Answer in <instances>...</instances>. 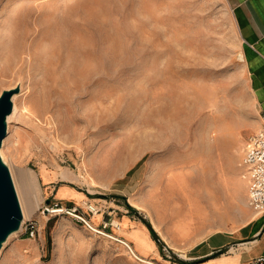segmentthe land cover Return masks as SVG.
<instances>
[{"label": "rangeland", "instance_id": "obj_1", "mask_svg": "<svg viewBox=\"0 0 264 264\" xmlns=\"http://www.w3.org/2000/svg\"><path fill=\"white\" fill-rule=\"evenodd\" d=\"M72 1L0 0V95L21 82L0 154L26 214L0 264H226L261 217L242 162L260 122L228 1L96 0L95 22ZM47 20L98 49L96 83L60 108L37 102ZM85 201L104 211H50ZM108 218L120 228L100 232Z\"/></svg>", "mask_w": 264, "mask_h": 264}, {"label": "bare ground", "instance_id": "obj_2", "mask_svg": "<svg viewBox=\"0 0 264 264\" xmlns=\"http://www.w3.org/2000/svg\"><path fill=\"white\" fill-rule=\"evenodd\" d=\"M96 6V0H73L72 3L67 6V13L81 14V10L84 9L82 14H84L87 20L90 22H95L98 16ZM46 24L47 31L44 38L45 42L40 44L39 52L35 51L37 53H33V59L38 62L36 69L38 70L39 74L38 78L36 77L37 79H35V82L39 84L40 88L37 102L39 103L40 99H42L46 102V106L51 105L60 108L65 103H68L65 102V98H67L72 93V91L77 94H84L85 89L89 84L96 83L99 72L98 49L94 38L88 37L82 33L72 38L67 34L61 23L60 25L56 26L54 22L47 20ZM14 59L15 57H9L8 61L13 62ZM20 79H23V77ZM18 85L21 86V82H18ZM54 94H58L59 98H57V100L51 101L50 99ZM17 96L18 94H15L13 97L14 109L12 114L8 117V122H10L16 114ZM95 98L96 93L93 90L90 94V101L92 103V116H94L96 109ZM9 169L11 171L17 194L22 205L23 217L25 218L26 214L15 179V174L12 168ZM29 170L27 173L30 172ZM26 176L27 182L30 181L32 183L33 176L30 173ZM28 179L30 180L28 181ZM25 185L27 186L29 184L27 183ZM30 186L32 187V185ZM53 211H55V209ZM98 215L99 214L96 216ZM116 224H118L120 228V224ZM13 234L14 233L10 234L7 240Z\"/></svg>", "mask_w": 264, "mask_h": 264}, {"label": "crops", "instance_id": "obj_3", "mask_svg": "<svg viewBox=\"0 0 264 264\" xmlns=\"http://www.w3.org/2000/svg\"><path fill=\"white\" fill-rule=\"evenodd\" d=\"M227 1L240 39V50L249 76L256 113L260 117L264 114V0ZM57 194L61 199L82 200L81 196L64 189L57 190ZM260 216L250 241L239 253L223 259L226 264H246L264 255V214Z\"/></svg>", "mask_w": 264, "mask_h": 264}, {"label": "built area", "instance_id": "obj_4", "mask_svg": "<svg viewBox=\"0 0 264 264\" xmlns=\"http://www.w3.org/2000/svg\"><path fill=\"white\" fill-rule=\"evenodd\" d=\"M259 129L252 134L246 141L243 155V166L246 170L248 178V204L250 208L259 214H264V114L259 117ZM54 209H57L53 211ZM64 211L67 214L74 215L84 220L85 214L88 212L92 216L102 213L104 210L97 204L85 201L82 205L69 206L65 209L59 208L58 205L51 207V212ZM112 219H105L101 231H106L109 226L119 228ZM90 228L92 227L88 224ZM31 236L35 235L36 223L30 222L26 226ZM97 230V229H95ZM246 264H264V255L257 256Z\"/></svg>", "mask_w": 264, "mask_h": 264}, {"label": "water", "instance_id": "obj_5", "mask_svg": "<svg viewBox=\"0 0 264 264\" xmlns=\"http://www.w3.org/2000/svg\"><path fill=\"white\" fill-rule=\"evenodd\" d=\"M240 60L244 61L241 51ZM20 91L21 86L17 85L0 95V150L8 132V117L14 109L13 97ZM22 221L23 211L13 177L0 154V251L10 234L20 230Z\"/></svg>", "mask_w": 264, "mask_h": 264}, {"label": "trees", "instance_id": "obj_6", "mask_svg": "<svg viewBox=\"0 0 264 264\" xmlns=\"http://www.w3.org/2000/svg\"><path fill=\"white\" fill-rule=\"evenodd\" d=\"M148 224V223H147ZM151 230H152V228H151ZM153 231V230H152Z\"/></svg>", "mask_w": 264, "mask_h": 264}]
</instances>
